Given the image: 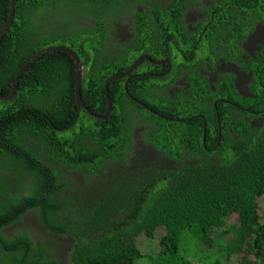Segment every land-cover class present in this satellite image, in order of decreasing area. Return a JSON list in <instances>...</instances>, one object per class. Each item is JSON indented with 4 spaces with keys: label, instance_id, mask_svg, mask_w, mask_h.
<instances>
[{
    "label": "trees",
    "instance_id": "trees-1",
    "mask_svg": "<svg viewBox=\"0 0 264 264\" xmlns=\"http://www.w3.org/2000/svg\"><path fill=\"white\" fill-rule=\"evenodd\" d=\"M67 3L85 13L81 0H17L12 26L0 39L1 94H10L19 68L50 44L57 43L56 40L62 41L63 37L46 36L38 29L48 25L43 20L52 13V25L76 30L75 37L66 43L74 44L72 48L82 58L81 48L84 44L87 48L90 35L69 14ZM9 7L10 0H0V31L7 24ZM98 7L94 15L99 17L103 12L98 13ZM180 32L183 39V31ZM95 48L100 47L95 45ZM104 72L86 74L82 84L84 103L99 116H104L108 109L106 78L98 76ZM75 74V62L68 54L59 51L45 54L31 63L20 77L14 99L0 101V122L6 121L0 124V153L8 157V163L11 159L8 168L16 170L20 184L4 189L6 195H11L12 212L41 210L46 225L55 230L56 226L49 222L51 212L61 216L68 206L61 200L53 203L54 207L52 197L58 191L64 194L71 187L70 181H64L68 179L64 169H77L88 184L100 181L113 185L114 181L103 182L107 179L104 174L113 167L128 168L137 160L133 161L135 153L130 159L134 113L116 105L107 120H97L79 109ZM229 87L231 93H236L231 84ZM257 87L258 99L242 101L251 110L246 113L251 118L264 117V110L257 112L255 108L257 104L264 105V88ZM205 91L208 96H204L202 104L213 95L207 86ZM120 95L112 96L114 104ZM227 106L220 110V118L214 109L204 108L200 113L205 120L197 118L185 124L169 123L145 112L148 122L155 124L151 134L147 128L146 139L160 150L171 152L179 164L168 169L162 157L157 161L145 160L135 180L126 178L123 182L124 192H130V198L103 193L96 197L102 204L89 209L77 207L76 211L74 204L71 221L67 222L72 224L77 237L70 264H264V124L252 127L245 116L237 111L230 113L231 105ZM140 111L143 113L144 109ZM218 120L222 125L219 145ZM156 122L162 126L158 128ZM205 122V145L211 152L202 144ZM193 124L199 130L198 135L182 131L183 126L193 127ZM228 127H233L238 137L232 136ZM27 128L31 130L30 140L44 134L50 145L45 149L47 161L52 157L54 163L40 162L35 152L15 140L13 149L4 146L12 136L27 135L23 133ZM55 129L68 130L57 132ZM210 136L215 137L214 141ZM197 142L201 144L200 154L186 164L182 152L189 147L193 151L191 146ZM23 175L27 176L24 184ZM4 187L0 183V190ZM91 210H95L96 217H89ZM68 215L64 213L65 217ZM15 218L19 219L20 215L14 214ZM59 231L68 230L60 225Z\"/></svg>",
    "mask_w": 264,
    "mask_h": 264
},
{
    "label": "flooded vegetation",
    "instance_id": "flooded-vegetation-1",
    "mask_svg": "<svg viewBox=\"0 0 264 264\" xmlns=\"http://www.w3.org/2000/svg\"><path fill=\"white\" fill-rule=\"evenodd\" d=\"M101 1L81 0V8L85 9V13L79 8L76 10L77 14L72 16L78 24L86 27L90 35L87 48L85 44L81 48L82 58L72 48L74 44L66 43L69 42L67 39L75 37L76 30L73 31L70 26L64 28L62 25H52L53 13L47 16L46 21L43 20V24L48 25L38 29L46 36L57 35L63 38L40 52L51 48L67 50L58 51L68 54L75 62V89L78 66L69 51L79 58L83 79L88 73L105 70L98 76L106 78L104 90L107 108L111 109L109 117L112 116V109L116 105L134 113L131 120L136 122L133 127L134 141L130 147L133 152L130 159L135 153L133 161L140 157L157 161L162 157L165 159L163 165L168 169L179 164L169 154L171 152L160 150L151 140L146 139L155 124L148 122L145 112L168 120L169 123L185 124L197 118L205 120V116L200 113L204 108L208 111L214 109L220 118V110L228 108L229 104L230 113L237 111L239 115L245 116L252 127L264 124V117H248L246 113H251V110L242 102L258 99L260 89L255 87L260 85L264 88V0H104L100 4ZM218 3L220 6H217ZM97 6L98 13L103 12L99 17L94 15ZM11 7L12 0L8 21L2 30L11 19ZM222 14L225 15L224 18ZM180 30L183 31V39L180 38ZM91 42L93 46H90ZM95 45L100 48L96 49ZM26 64L19 68L8 95L12 94L15 82ZM230 84L236 93L229 91ZM206 86L211 89L213 95L207 103L202 104L204 96H208ZM116 94L121 95L114 104L112 96ZM14 97L7 101L13 100ZM82 102L84 103L83 96ZM85 106L92 113L88 114L97 119L99 115L86 104ZM255 108L257 112H262L264 105L257 104ZM140 109H144V112L141 113ZM156 124L158 128L162 126L159 122ZM218 124L217 145L222 141V125L219 120ZM206 125L205 122L202 144L211 152L205 145ZM164 126L168 129L166 124ZM194 127L195 124L193 127L183 126L182 131L196 136L199 130L197 126ZM147 128L149 129L146 134ZM43 129L44 127L41 130ZM67 130L55 129L57 132ZM228 130L232 136L238 137L233 127H228ZM23 133L27 135L12 136L8 145L4 146L13 149L12 143L15 140L20 146L25 145L35 152L40 162L47 165L54 163L52 157L50 162L47 161L49 158L45 149L50 145L44 134L30 140V128ZM214 138L210 136L212 141ZM196 145L197 147H194ZM196 145L191 146L193 151H189V147L186 152H182V159L186 164L200 154V142ZM10 163L11 159L8 163V157L0 153V183L5 185L0 190V264H70L71 250L77 237L72 224L68 225L67 222L71 221L70 214L77 198V190L86 186L87 182L77 169H64V173L68 175V179L64 181H70L71 187L64 194L58 191L52 197L51 204L54 207L53 203H60L61 200L68 206L61 216L51 212L49 222L56 226L55 230L46 225L41 210L32 208L24 213L20 209L12 212L14 207L10 202L11 195H6L4 189H13L20 184L16 179V170L8 168ZM8 172L10 173L7 175ZM33 174L35 175V171ZM26 178V175L22 176L23 184ZM64 213L69 215L65 217ZM14 214L20 215V218L13 219ZM60 225L68 231H59Z\"/></svg>",
    "mask_w": 264,
    "mask_h": 264
},
{
    "label": "rangeland",
    "instance_id": "rangeland-1",
    "mask_svg": "<svg viewBox=\"0 0 264 264\" xmlns=\"http://www.w3.org/2000/svg\"><path fill=\"white\" fill-rule=\"evenodd\" d=\"M68 4V3H67ZM69 8V14L71 16H74L77 14L76 8L74 5L68 4ZM144 157H140L139 159L135 160L133 163L129 164L128 168L122 169L120 167H113L110 168L104 175L107 177L106 180H104V183H113V185L108 184H102L100 181H96L94 184H88L86 186L80 187L77 190V198L75 201V208L76 211H78V208H90V206H95L102 204V200H96V197L98 195H102L103 193L107 195H114L117 194L120 196V198L125 199L130 198V192L128 193L125 191V183L124 180L126 178H130V180L135 177V174L138 173V169L140 166H143L142 164L145 162ZM139 178V177H138ZM137 179V178H136ZM97 214H95V210H91L89 212V217H96ZM148 247V245H147Z\"/></svg>",
    "mask_w": 264,
    "mask_h": 264
},
{
    "label": "water",
    "instance_id": "water-1",
    "mask_svg": "<svg viewBox=\"0 0 264 264\" xmlns=\"http://www.w3.org/2000/svg\"><path fill=\"white\" fill-rule=\"evenodd\" d=\"M15 9H16V0H12L11 19L9 20V23H8L7 27L0 32V39L3 37V35H5V33L8 32V30L12 26L13 19H14V16H15ZM58 50H62V51H66L67 52V50L64 49V48H62V49H60V48H51V49H48V50H45V51L37 53L32 59L29 60V62L26 64L24 70H22L21 73L19 74V76H18V78H17V80L15 82L14 90H13L12 94L11 95H3V94L0 93V99L3 100V101H7V100H10L13 96H15L16 91H17V83H18L19 77L23 74V72L28 68V66L31 63H33L39 57H42V55H45V54L51 53V52H55V51H58ZM69 53L75 59V61L77 62V66H78V72H77V75H76V89H75V95H76L77 104H78L79 108H83L84 110L89 112V110L87 109L85 104L82 102V96H81V86H82V80H83L81 63H80L79 58L77 57L76 54H74L71 51H69ZM110 113H111V109L109 108L108 112H107V115L105 114L104 116H100V117L98 116L97 119L106 120L109 117ZM89 114L92 115L91 112H89Z\"/></svg>",
    "mask_w": 264,
    "mask_h": 264
}]
</instances>
